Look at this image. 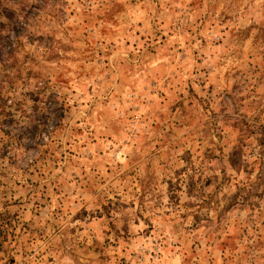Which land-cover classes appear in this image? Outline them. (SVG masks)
I'll return each mask as SVG.
<instances>
[{"label":"rangeland","instance_id":"obj_1","mask_svg":"<svg viewBox=\"0 0 264 264\" xmlns=\"http://www.w3.org/2000/svg\"><path fill=\"white\" fill-rule=\"evenodd\" d=\"M0 264H264V0H0Z\"/></svg>","mask_w":264,"mask_h":264}]
</instances>
